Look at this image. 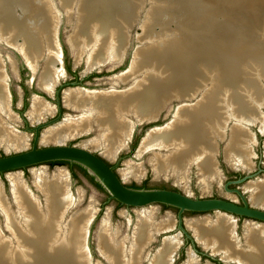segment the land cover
Instances as JSON below:
<instances>
[{"label":"bare ground","instance_id":"1","mask_svg":"<svg viewBox=\"0 0 264 264\" xmlns=\"http://www.w3.org/2000/svg\"><path fill=\"white\" fill-rule=\"evenodd\" d=\"M49 1L0 0V40L7 39L19 49L31 71H37L40 60L46 59L38 84L52 93L64 74L58 41L60 18ZM142 1L81 0L77 27L69 37L75 64L84 56L89 71L123 62L130 38L128 31L138 19ZM240 1L244 4L237 5ZM60 3L71 11L75 0ZM162 3L148 12L139 37L141 41H155L137 47L129 71L116 80L133 81L131 87L123 92H91L81 88L65 92V105L82 114L69 116L60 125L47 129L43 141L62 145L66 139L96 128L100 134L93 140L95 147L115 156L124 149L137 124L155 122L173 100L196 98L193 104L181 107L171 123L149 130L142 141L140 154L159 150L152 158L155 174L188 176L190 168L196 165L207 180L218 178L216 140L225 138L230 119L236 124L223 151L225 159L234 168H252L256 136L247 124H258L264 133V26L263 31L254 29L260 40L254 43L247 24L252 13L264 10V0H177L172 13V1ZM167 13L180 23L182 39L154 34V25L164 26L170 21ZM4 71L0 62V143L19 149L26 145V140L8 123L13 115ZM49 111L46 102L35 99L32 117L42 119ZM144 171L141 164H134L121 173L125 178L140 179ZM68 178L37 185L46 196L45 206L28 189L12 195L18 212L10 209L6 198L0 200V211L11 233L8 237L0 231V264H92L87 240L95 214L93 206L74 211L62 225L68 212L78 205L77 198L69 192ZM247 190L253 194L255 206L264 207V179L250 183ZM160 199L174 202L166 197ZM155 220L140 217L129 249L125 239L119 240V231L111 222L103 220L97 236L100 254L109 264H142L143 251L155 235L171 232L176 225L173 218ZM236 221L200 218L188 225L198 243L212 256L220 255L223 262L264 264V224L247 221L242 242ZM178 236H166L149 264H173L180 245ZM193 257L184 264H196Z\"/></svg>","mask_w":264,"mask_h":264},{"label":"rangeland","instance_id":"2","mask_svg":"<svg viewBox=\"0 0 264 264\" xmlns=\"http://www.w3.org/2000/svg\"><path fill=\"white\" fill-rule=\"evenodd\" d=\"M156 1L157 0L142 1L143 3L138 14V19L137 21H135L132 28H130L128 31L130 38L128 39V46L124 55L123 62H121L117 66L109 63L100 69L89 71L87 70V56H84L78 65L75 64V56L69 43V37L74 33L73 31L77 27L81 0H75V5L71 10L72 13L71 11L65 10L61 6L60 0H50L49 2L52 5L51 9L54 8L57 13L56 15H59L58 17L60 18L58 27V41L61 46L62 54V65H60V67H62L64 74V76L59 80V83L54 86L52 93L45 92L38 86L43 69L46 64V59L42 58L40 60L38 68L36 69L37 71H30L22 61L18 53L8 47V40H0V62L2 69L5 70L4 72L7 76L6 83L8 85V92L11 98V113L13 115V118L8 123L11 126H14V131L23 135L26 140V145L19 149L12 147L10 148L0 143V158L30 150L35 145L36 147L42 148L44 146H52L57 144L56 142H44L43 134H45L49 129L54 128V126L56 127L65 122L69 116L77 117L82 114L81 111H77L65 105V92L80 88L86 91L90 90L91 92L101 90L107 91L112 89H114L115 91L120 90L118 92H123L133 84V81H129L127 83H118L116 80L122 74H125L127 71H129V67L131 66V63L133 61L132 55L136 48L141 46V44L143 45L142 47H145L147 44L151 45V42L155 41L152 38H144L141 41L139 40V37L142 36L143 33L142 26L144 25V23H147L146 17L148 15V12H152L153 7L156 8L158 5H161L163 0H160V2ZM171 1L172 8H170L169 11H171L172 13L176 11V9L174 10V8H176L175 5L177 3V0ZM243 4L244 1H240L237 3V5ZM238 12L236 15H238ZM169 14L167 13L165 15H167L166 18H168L170 21H167L168 23H166L164 26L162 24L154 25L153 32L156 36L158 34L164 33L165 37H171V39L179 38L178 40H180L183 37V31L181 30L182 27L180 28V23L175 19V16H173V14L172 16H169ZM251 15V21L248 22L247 29H250L249 36L250 38H253L252 41L256 43V41L260 40H257V35L254 29L256 31H263L262 28L264 26V10L255 14L252 13ZM254 15H256V17ZM254 19L259 20L257 22ZM168 24L170 25L169 28ZM251 31L253 32L251 33ZM262 81V84L264 86V80ZM35 95L42 97V99L50 107V111L42 119H38L37 117L33 118L31 114V104L35 98ZM196 100V98L192 100H173L170 103L171 105L169 104L166 109L161 112L162 115L155 122L137 124L134 128L132 136H130L124 149L122 148L115 156L105 154V151L101 147H95L93 140H95V138H98L100 134L99 131H97L98 129L96 128H94L95 131L92 130L88 133L66 139L64 141V144L84 147L95 153L96 155L101 154L107 160L109 166L114 167V172H118L121 178L123 177L125 181L138 188L146 187L147 189L159 188L171 189L181 192L184 191L194 199L232 200L239 206H243V197L249 203V205H252V207L257 209H264V207L255 206V202L252 199L253 194L247 190V186L250 183H258L264 179V135H261L259 133L260 126H258V124H255L254 126H250L247 124V128L251 129L252 133L256 136V143L252 145L255 157L251 156L254 166L248 169L243 167L237 169L226 161L223 153L230 139L231 128L236 124L235 121H232L231 119L229 120V127L226 128L227 131L225 130L226 136L223 139L224 141L220 139L216 140L217 144L219 143V151L216 156V161L217 169L220 171V176H218V178L216 177L215 180H207L201 174L196 165L190 168V171L187 174L188 176L182 175L178 178L171 177V175L157 176L152 165V158L154 157V154L156 152H159V150H151L143 154H140V152L138 151L141 148V144L143 143L142 141L150 134L151 130L157 127H164L168 123H171L173 121L172 119L175 120V118L177 117V111L181 107L188 105V103L193 104V102H196ZM262 112H264V108H262ZM130 119L132 118L130 117ZM39 124H42L44 126H42L37 132L35 127H37ZM160 152L165 153V151L163 150H161ZM134 164L142 165L143 169L145 170L143 178H125L122 174L129 165ZM6 173L9 172L1 173L0 176ZM68 187L72 197H75V199L77 198L76 200H78V205L73 206L72 210L68 212L66 217L63 219L62 225L64 226L67 223L68 218H70L71 214L74 213V211L76 213L81 210L88 209L92 205L95 214L93 216V222L89 229V236L87 241L88 251L91 255L92 264H98V262L101 264H109V262L104 259L97 248V236L99 232L98 230L100 229L103 220L107 219L111 222L112 227L119 231V240L125 239V244L129 249L132 245V238L137 229L140 217L127 206L122 204L118 206V201L109 199V195L106 191L104 192L98 190L81 173L77 174V177H74L73 175L69 176ZM28 191H31L30 194L32 195V197L34 195L35 198H33L35 200H37L39 203L41 202L40 204L45 206L46 196L41 189H39L37 186H34L32 188H29ZM6 200L8 205L10 206V209L14 212H18V208H16L15 206L16 202L14 201V198L12 196H9L6 198ZM208 212L216 214L218 213L215 211ZM226 214L230 215L233 218H237L235 219L237 220L236 232L241 241L244 242V225L247 221L254 220L246 217H240L232 213ZM155 219L156 222H159L165 218ZM173 219H175L176 221V225L173 231L155 235V240L143 251L141 261L142 264H149V259H151L155 255V253L162 247L164 238L170 235L180 236H178L180 245L173 264H184L189 260L190 257L192 258L193 255L195 256L193 258L196 261V264H235L226 263L225 261L222 262V259L220 260V255L211 257V251L204 249L203 246L198 243L194 232L189 228L188 224L190 223V221L200 218ZM254 222L264 224V222ZM0 231L3 232L4 235H8V237L11 236V233L8 232L9 230L6 227L5 219L1 211Z\"/></svg>","mask_w":264,"mask_h":264},{"label":"water","instance_id":"3","mask_svg":"<svg viewBox=\"0 0 264 264\" xmlns=\"http://www.w3.org/2000/svg\"><path fill=\"white\" fill-rule=\"evenodd\" d=\"M8 47L15 50L27 66L21 51L10 44ZM27 68L30 70L28 66ZM42 126L44 125L39 124L35 127L37 132ZM259 133L264 135L260 129ZM51 161H68L83 167L96 182L101 184L108 193L109 199L127 206L141 218L237 219L208 212L220 211L264 222V209L252 207L243 197V206H239L232 200L194 199L184 191L131 188L132 185L121 178L118 172H114V167L109 166L101 154L96 155L84 147L65 144L42 148L35 145L30 150L0 158V174L9 172L0 176V200L34 186L73 175L67 165L51 166L47 164ZM161 197H166L174 202H166L160 199ZM163 204L176 209L164 208ZM211 257L214 256L211 255Z\"/></svg>","mask_w":264,"mask_h":264},{"label":"trees","instance_id":"4","mask_svg":"<svg viewBox=\"0 0 264 264\" xmlns=\"http://www.w3.org/2000/svg\"><path fill=\"white\" fill-rule=\"evenodd\" d=\"M47 164H49L51 166H55V165H60V166L67 165L68 168L71 170V172H72V174H73L74 177H77V173H81L98 190L105 192V189L101 186V184H99L98 182H96L95 179L92 176H90L83 167H81V166H79L77 164H71L68 161H51V162H48ZM131 188H136L137 189L138 187L131 186ZM143 188H146V187H143ZM117 205L120 206L121 204L119 202H117ZM163 207L164 208L176 209L174 207H170V206H166V205H163Z\"/></svg>","mask_w":264,"mask_h":264},{"label":"flooded vegetation","instance_id":"5","mask_svg":"<svg viewBox=\"0 0 264 264\" xmlns=\"http://www.w3.org/2000/svg\"><path fill=\"white\" fill-rule=\"evenodd\" d=\"M39 86V85H38ZM40 87V86H39ZM41 88V87H40ZM43 90V89H42ZM44 91V90H43ZM46 92V91H45ZM46 94V93H45ZM37 98H34L33 102L35 101V99H40L43 100L42 97L36 96ZM44 101V100H43ZM33 102L31 104V110H32V106H33ZM45 102V101H44ZM10 111H11V101H10ZM34 118V117H33ZM36 118V117H35ZM70 170V169H69ZM164 205V204H163Z\"/></svg>","mask_w":264,"mask_h":264}]
</instances>
